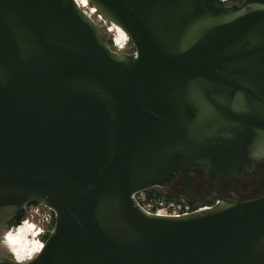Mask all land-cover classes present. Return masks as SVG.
Returning a JSON list of instances; mask_svg holds the SVG:
<instances>
[{
    "label": "water",
    "instance_id": "1",
    "mask_svg": "<svg viewBox=\"0 0 264 264\" xmlns=\"http://www.w3.org/2000/svg\"><path fill=\"white\" fill-rule=\"evenodd\" d=\"M0 0V223L36 202L39 253L0 264H264V195H218L264 159V0ZM202 170L214 203L149 213L134 194Z\"/></svg>",
    "mask_w": 264,
    "mask_h": 264
},
{
    "label": "flooded vegetation",
    "instance_id": "2",
    "mask_svg": "<svg viewBox=\"0 0 264 264\" xmlns=\"http://www.w3.org/2000/svg\"><path fill=\"white\" fill-rule=\"evenodd\" d=\"M246 0H226L225 5L241 6ZM196 174L192 176L190 186H187V176L183 173L176 178L165 188H169L170 192L185 196L193 206H205L214 203V198L210 191L208 181L203 176L204 172L200 169L195 170ZM216 190L219 196L229 198L230 195L241 196L242 200L258 198L264 195V159L256 163L250 174H245V177L239 179L236 186L234 180L230 177H220L216 180ZM164 188V187H163ZM39 204V203H38ZM30 203L27 206L38 205ZM26 206V207H27Z\"/></svg>",
    "mask_w": 264,
    "mask_h": 264
},
{
    "label": "bare ground",
    "instance_id": "3",
    "mask_svg": "<svg viewBox=\"0 0 264 264\" xmlns=\"http://www.w3.org/2000/svg\"><path fill=\"white\" fill-rule=\"evenodd\" d=\"M81 9H85L88 13L94 12L95 9L90 6L88 0H76ZM108 32L116 50H124V46L128 43V36L125 31L115 22L110 21ZM126 35V36H125ZM39 227L29 220L23 219L18 225L9 229L4 233L2 245H5L12 258L18 262H27L33 259L43 247L40 239ZM1 244V243H0Z\"/></svg>",
    "mask_w": 264,
    "mask_h": 264
},
{
    "label": "built area",
    "instance_id": "4",
    "mask_svg": "<svg viewBox=\"0 0 264 264\" xmlns=\"http://www.w3.org/2000/svg\"><path fill=\"white\" fill-rule=\"evenodd\" d=\"M221 1L225 2L226 0H221ZM92 7L95 9L94 12H89V10H91L92 8H89L88 13L85 9H82V10H84L86 12V14L88 16H90V18L96 24H97L96 21H102L104 23V25H106V28L108 30L109 26L107 25V23H110L111 20L108 18H103L104 14L102 12H100L98 9H96L94 6H92ZM94 15H96V19L93 17ZM112 49L116 50L114 45H113ZM117 51H119V50H117ZM145 191H140V192L135 193L134 197L137 200V202L139 203V205L145 211H147L149 213H154V214H158V215H167V216H180V215L188 214L192 211L206 207V206H198V207L193 206L188 201V199L183 195H180V197L167 198L162 193L159 195H153V196L149 197L146 195ZM39 206L41 207L43 205L38 204V206L36 208H34L35 212L40 211ZM43 207L45 208V206H43ZM47 209L49 210V212L47 213V215L45 217V221L47 222L46 223L47 224L46 230L41 231L39 228L38 230H39L40 236L44 235L47 231H49L48 226L51 224V221H52L53 212L51 209H49V208H47Z\"/></svg>",
    "mask_w": 264,
    "mask_h": 264
},
{
    "label": "rangeland",
    "instance_id": "5",
    "mask_svg": "<svg viewBox=\"0 0 264 264\" xmlns=\"http://www.w3.org/2000/svg\"><path fill=\"white\" fill-rule=\"evenodd\" d=\"M90 6H93V5H90ZM99 13V12H98ZM95 19H96V15L93 16ZM103 18H107L105 15H103ZM97 24H98V27L99 29L102 31V33L104 34V36L107 38V39H111V34L108 32L107 28H106V25H104V23L102 21H96ZM107 25H109V23H107ZM126 36V35H125ZM127 46V47H126ZM126 47V48H125ZM133 45L131 44L130 41H128V43L124 46V49L123 50L124 52H131V49H132ZM120 50V51H122ZM134 52V51H133ZM154 189H158L160 192H163V191H167V190H170L169 188H154ZM38 205H32V206H27L24 209L25 211V217L24 219L26 220H29L31 223H34L37 227L40 228L41 231H44L46 230V221H45V217L47 215V213L49 212V210L43 206H39L40 207V211L39 212H35L34 211V208H36ZM7 221L8 220H5L3 222L0 223V256H4V257H12L10 255V253L8 252L7 248L5 247V245H2V240L1 238L3 237L4 233L7 232L9 229H12L11 226H9L7 224ZM53 228V226L50 224L48 226V229H49V232L51 231V229ZM42 236H40V239L43 241L42 239Z\"/></svg>",
    "mask_w": 264,
    "mask_h": 264
},
{
    "label": "trees",
    "instance_id": "6",
    "mask_svg": "<svg viewBox=\"0 0 264 264\" xmlns=\"http://www.w3.org/2000/svg\"><path fill=\"white\" fill-rule=\"evenodd\" d=\"M107 39V38H106ZM128 41H129V39H128ZM107 42H108V44L111 46V47H113V41H112V39H107ZM134 51V47H132V49H131V52H133ZM145 193H146V195L147 196H149V197H151V196H153V195H159V194H164L165 195V197H167V198H174V197H180V195L179 194H176V193H173V192H170V191H163V192H160L158 189H148V190H146L145 191ZM34 204H38V203H36V202H33ZM24 217H25V211H24V209H22V210H20L19 212H17L15 215H13L12 217H10V218H8V219H6V220H8L7 221V224L9 225V226H11V228H13V227H15V226H18L22 221H23V219H24ZM54 223H55V218H54V213H53V216H52V221H51V225L52 226H54ZM52 230V229H51ZM49 231H47L43 236H42V239H43V241L42 242H44V240L47 238V236L49 235V233H48Z\"/></svg>",
    "mask_w": 264,
    "mask_h": 264
}]
</instances>
